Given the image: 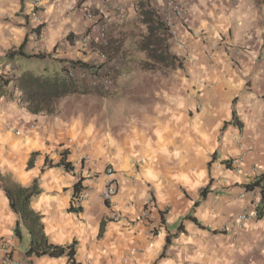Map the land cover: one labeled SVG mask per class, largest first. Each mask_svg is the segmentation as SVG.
<instances>
[{
    "label": "crops",
    "instance_id": "1",
    "mask_svg": "<svg viewBox=\"0 0 264 264\" xmlns=\"http://www.w3.org/2000/svg\"><path fill=\"white\" fill-rule=\"evenodd\" d=\"M83 1L94 3L92 10L108 4L42 0L34 22L30 0H0V57L25 38L26 53L50 55L43 64L17 59L10 73H51L61 69L60 60L102 68L95 19L70 9ZM137 1L120 0L127 17ZM181 2L178 37L188 52L170 44L180 67L157 73L127 67L133 73L120 76L110 93L67 97L56 116L30 114L17 91L0 99V173L24 187L38 180L41 193L31 208L50 243L76 242L77 264H264V12L253 0ZM38 25L39 36L32 32ZM192 33L230 47L206 54ZM7 123L18 134L7 131ZM64 151L73 172L56 166ZM32 153L38 155L29 168ZM86 155L97 163L80 161ZM109 165L118 180L107 205L101 190ZM260 177L258 186L246 188ZM77 181L86 193L79 206L73 199ZM147 202L149 221L140 219ZM260 210V218L237 221L243 212ZM18 220L0 190V238L14 240V256L27 264H70L66 257H27V230L21 225L20 239L14 235Z\"/></svg>",
    "mask_w": 264,
    "mask_h": 264
},
{
    "label": "trees",
    "instance_id": "2",
    "mask_svg": "<svg viewBox=\"0 0 264 264\" xmlns=\"http://www.w3.org/2000/svg\"><path fill=\"white\" fill-rule=\"evenodd\" d=\"M23 0H21V3ZM254 4L264 12V0H253ZM131 19L132 28L129 34L119 32L116 38L111 33L113 26L107 30V45L102 47L101 52L110 57L119 59V55L125 42H129V49L138 53L140 56L136 59V68L146 73H157L160 70L170 69L182 65L181 59L174 55L170 50L171 39L160 15L152 5V0H139L134 3ZM42 25H38L32 32L39 36ZM113 32V31H112ZM71 39V34L67 35V40ZM27 39L17 47L9 49L0 57V99L3 97L12 98L17 91L19 94L18 103L27 112L33 115L56 116L60 111V103L67 97L73 95H99L101 94L95 87L79 83L77 77L69 74V67L73 70H85L88 74L96 75L100 66L89 65L79 60H60L63 65L58 71L51 73H41L38 69L25 70L19 74L10 73L12 62L17 59H23L30 62H43L50 55L43 53L28 54L25 52ZM66 63L68 65H66ZM10 65V68H6ZM83 72V71H82ZM81 73V72H80ZM77 75V74H76ZM237 125L238 122L235 121ZM38 155L32 153L27 167H32L34 159ZM68 152L61 154L60 161L56 166L62 167L67 172H73V166L67 161ZM262 178L260 177L253 184L246 185L247 189L258 186ZM81 182L74 184L73 199L81 190ZM0 190L8 200L9 208L18 216V221L14 227V235L17 239L21 237V225L29 234V246L26 250V256L60 258L66 257L70 264L75 262L76 242L70 244L55 245L48 241L41 216L31 208V202L40 195L41 190L37 179H34L30 186L24 187L17 183L10 175L0 173ZM208 192V188L200 191L201 198ZM264 195V191H263ZM200 200L194 203L197 207ZM80 211L81 207L71 208ZM262 210L258 211L260 218ZM185 219L196 222L192 216ZM197 223V222H196ZM182 223L178 226L177 232L181 231ZM102 231V229H101ZM170 236L167 237L168 243ZM168 245V244H166ZM162 257V255H161Z\"/></svg>",
    "mask_w": 264,
    "mask_h": 264
},
{
    "label": "built area",
    "instance_id": "3",
    "mask_svg": "<svg viewBox=\"0 0 264 264\" xmlns=\"http://www.w3.org/2000/svg\"><path fill=\"white\" fill-rule=\"evenodd\" d=\"M42 0H30V12L32 15V19L34 22H38L39 19V9ZM158 1V0H157ZM94 3H87L83 1L81 3H75L73 6H70L71 10H75L76 8H80L83 11L84 18L86 19H95L97 36L94 40L95 44L102 48L107 45V30L109 26L118 25L122 23L127 18V11L120 2V0H108V4L105 6L100 5V7L96 6V10H92ZM155 10L160 15V18L164 25L167 28L169 37L171 42H173L180 51L187 53L188 52V44L185 41H182L178 37L179 25L182 21L183 14V3L181 0H160L154 6ZM192 36L201 38V47L206 54H209L215 49H218L221 45L230 47V45L224 40H217L215 42H209L201 35V33H192ZM84 42H88V38H83ZM36 50V47H35ZM236 52V51H234ZM238 53V52H237ZM99 60L104 63L107 58L103 52H99L98 54ZM69 74L72 77H80L85 78V73L81 72L80 74L76 73L75 70L69 67ZM77 74V75H76ZM104 88H107L106 86ZM7 131L18 134V129L14 128V126L10 124H6L5 126ZM83 163H97L96 160H93L90 156L86 155L80 159ZM241 159H234L231 161V165L234 163L238 164ZM117 180L118 174L117 171L111 166H107L104 169L103 173V188L101 190V198L103 202L109 205L113 198L117 194ZM86 200V193L83 190H80L76 197L74 198V202L77 206L83 203ZM150 202H147L145 207L140 213V219L149 221L150 219ZM257 216L256 212H243L238 216V222H249L250 219L255 218ZM113 219L122 220V217L119 214H112ZM150 232H154L156 226L150 222L149 223ZM16 250L15 242L11 238L2 237L0 238V264H27V262L16 258L14 256V252Z\"/></svg>",
    "mask_w": 264,
    "mask_h": 264
},
{
    "label": "rangeland",
    "instance_id": "4",
    "mask_svg": "<svg viewBox=\"0 0 264 264\" xmlns=\"http://www.w3.org/2000/svg\"><path fill=\"white\" fill-rule=\"evenodd\" d=\"M154 6L155 5H153V7ZM129 18L130 17H127L122 23L118 25H114V27L111 30V33L114 36L113 38H116L119 32L123 33V35L124 33H126V35L129 34L128 32L132 28V25L130 23L131 19ZM105 55H106L107 60L106 62H104L103 67L100 68V70L98 71L96 75L88 74L87 77L85 78H80L76 76L77 80H79V83L96 82L95 85H91V86L95 87L101 93L98 96H102L107 93H110L113 90L112 88L114 87L115 81L118 80L120 76H123V74L128 75V74L133 73V70L137 69L135 61L140 56L138 53H135L134 51L129 49L128 41L125 42V44H123V48L119 55V59L115 57L114 58L110 57L107 54ZM45 61L46 62L50 61V57L47 56V59ZM40 64H43V62H41ZM127 67H133V70H130V72H127V69H126ZM80 72L82 71L79 70L78 68L76 73L80 74ZM84 84H87V83H84ZM105 86L107 88H104Z\"/></svg>",
    "mask_w": 264,
    "mask_h": 264
}]
</instances>
